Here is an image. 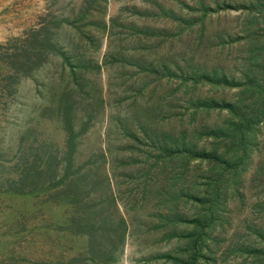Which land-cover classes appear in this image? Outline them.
<instances>
[{"label": "rangeland", "instance_id": "1", "mask_svg": "<svg viewBox=\"0 0 264 264\" xmlns=\"http://www.w3.org/2000/svg\"><path fill=\"white\" fill-rule=\"evenodd\" d=\"M257 1L0 0V264H264V120L210 157Z\"/></svg>", "mask_w": 264, "mask_h": 264}, {"label": "trees", "instance_id": "2", "mask_svg": "<svg viewBox=\"0 0 264 264\" xmlns=\"http://www.w3.org/2000/svg\"><path fill=\"white\" fill-rule=\"evenodd\" d=\"M252 8L254 9L252 18L258 22L247 38L251 43L256 44L255 56L259 61L251 70V75L248 74L241 85L238 104L227 107L228 114L232 118L229 119L226 124L227 130L221 136L225 141L222 145L224 152L219 155L216 151L217 155L214 153L210 155L215 165L223 169H228V166L241 167L245 164L250 151V135L254 133L255 126L264 120V0H258ZM225 157L227 158L224 159ZM230 162L235 163L231 164ZM222 182L218 177H212L206 186L204 200L199 201L204 207V211L202 210V214L196 216L192 222L196 233L191 234L197 248L199 243L205 239L206 229L214 223V220H217L215 214L218 211L219 203L218 199L212 200V197H214L213 195L218 196ZM259 259H262V256Z\"/></svg>", "mask_w": 264, "mask_h": 264}]
</instances>
